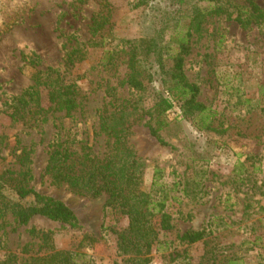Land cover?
<instances>
[{
  "label": "rangeland",
  "instance_id": "1",
  "mask_svg": "<svg viewBox=\"0 0 264 264\" xmlns=\"http://www.w3.org/2000/svg\"><path fill=\"white\" fill-rule=\"evenodd\" d=\"M137 1L0 0V173L18 169L16 155L29 151L30 186L65 203L77 218L73 226L41 217L26 225L0 224V261L25 256L26 246L36 250L38 242L29 234L35 228L50 231L55 248L82 252L83 264L125 263L126 256L116 249V232L126 227V216L109 211L105 193L93 197L51 182L45 166L60 124L71 144L105 151L99 115L109 104L137 100L126 85L128 41L151 37L167 13L172 17L165 34L180 24L176 21L192 17L195 6L216 2L149 0L135 6ZM254 1L264 11V0ZM208 14L201 32L191 37L183 68L200 89L197 100L216 113L212 129L198 130L177 105L166 113L170 123L161 132L167 145L150 135L145 112L135 114L131 126L128 142L144 160V188L150 187L154 167L162 168L167 184L182 180L180 191L167 201L173 229L159 234L149 264H264V23L242 28ZM100 19L103 27L92 35L90 26ZM74 40L87 49L84 60L69 71L79 86L77 107L67 114L44 103L30 122L12 119L9 114L32 84L31 75L61 67ZM106 49L115 51L110 65L102 58ZM33 54L39 64L30 60ZM151 99L143 95L144 108ZM186 180L193 189L188 195L182 192ZM201 228L208 232L207 247L203 241L180 240L185 231ZM85 234L97 242L78 248Z\"/></svg>",
  "mask_w": 264,
  "mask_h": 264
},
{
  "label": "trees",
  "instance_id": "2",
  "mask_svg": "<svg viewBox=\"0 0 264 264\" xmlns=\"http://www.w3.org/2000/svg\"><path fill=\"white\" fill-rule=\"evenodd\" d=\"M148 1L138 0L135 6L146 5ZM184 1L178 0L180 4ZM215 1L207 7L195 6L192 17L176 21L180 24L174 25L166 34L172 17L168 13L167 19L158 20L151 37L128 41L126 85L137 100L109 104L110 107L99 115L98 131L106 137L104 152L100 154L86 145L77 147L71 144L73 140H69L70 136L62 124L49 146L45 173L51 182L93 197L105 193L109 211L126 216V227L116 232V249L126 256L124 264L150 263L148 254L153 244L159 242V234L173 229L167 201L173 199L170 193L180 191L176 188L182 184V180L171 184L163 182L162 168L154 167L150 187L148 190L144 188V160L128 142L135 114L140 111L146 113L148 131L161 145H167L161 137V132L170 123L166 113L175 105L198 130L212 129L216 113L197 100L200 89L187 79L183 68L190 52L191 37L193 33L201 32L206 13L209 17L224 16L242 28L264 23V11L254 0H223V4ZM103 23L100 19L91 24L92 35L103 27ZM114 53L112 49L103 51L102 58L106 64L113 63ZM86 54L85 44L74 40L65 50L61 67L36 70L31 75L32 84L17 97L10 117L30 122L44 109V103L46 109L58 108L67 114L72 112L78 105L79 86L69 71L74 64L84 60ZM30 60L36 64L40 62L35 54ZM144 94L152 98L151 105L146 108L141 100ZM16 158L18 169L0 173V224L26 225L32 218L41 217L75 225L77 218L65 203L44 196L30 186L29 151L22 150ZM182 192L184 195L193 192L188 180ZM29 234L37 240L38 248L28 250L26 246L23 250L25 256L9 255L0 264H83V260L79 262L82 252L55 248L50 231L31 228ZM207 234L206 228L185 231L180 240L190 245L203 241L207 247ZM96 242L95 237L85 234L79 240L78 248ZM174 250L168 251L167 256L171 257Z\"/></svg>",
  "mask_w": 264,
  "mask_h": 264
}]
</instances>
